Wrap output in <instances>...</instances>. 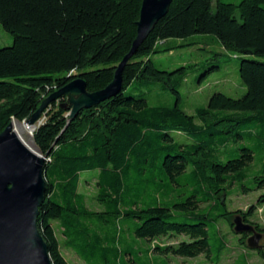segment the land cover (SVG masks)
Wrapping results in <instances>:
<instances>
[{
    "label": "trees",
    "instance_id": "obj_1",
    "mask_svg": "<svg viewBox=\"0 0 264 264\" xmlns=\"http://www.w3.org/2000/svg\"><path fill=\"white\" fill-rule=\"evenodd\" d=\"M214 1L173 0L124 67L116 96L72 120L65 96L43 113L46 120L33 134L39 151L48 154L37 224L53 264H69L64 246L86 264L119 262L131 254L121 246L126 240H146L149 254L167 260L203 254L220 264L226 243L211 244L209 230L221 218L234 230L241 215L264 233L252 221L256 205L247 211L227 206L235 189H264V0H216L213 10ZM142 3L0 0V24L14 38L0 48V133L13 120H28L44 98L77 77L90 92L107 87L132 48ZM211 42L240 57L246 93L234 98L216 92L191 115L176 84L190 67L164 70L152 55ZM157 85L176 96L173 105H150L148 92L133 93ZM237 139L246 144L234 153L229 143ZM256 161L263 163L260 170L253 169ZM89 175L96 179L99 210L89 208L80 190ZM241 235L246 243L248 233ZM162 237L178 241L161 245ZM256 251L264 264V249Z\"/></svg>",
    "mask_w": 264,
    "mask_h": 264
},
{
    "label": "rangeland",
    "instance_id": "obj_2",
    "mask_svg": "<svg viewBox=\"0 0 264 264\" xmlns=\"http://www.w3.org/2000/svg\"><path fill=\"white\" fill-rule=\"evenodd\" d=\"M239 1V0H223ZM216 0L213 3V10L216 9ZM264 6V5H263ZM199 37V36H198ZM177 43L181 40L176 39ZM14 42L13 36L7 32L0 24V48L11 46ZM153 61L160 68L168 71H173L182 66H189L187 70V76L184 79H177L176 84L181 92V106L191 115H194L196 109L201 106H207L210 97L216 92L225 93L234 98H240L246 93V87L244 86L240 74L239 64L240 57L231 51L226 50L217 42H211L208 45H194L188 48L175 49L172 52H166L161 54L152 55ZM133 86L127 88L128 92H132ZM141 91L148 92V103L150 105L159 104H171L176 101V96L170 90H163L160 85L153 87H141L139 90L134 91L135 94H141ZM46 120V116L42 115L39 123H43ZM199 122V121H198ZM24 122L13 120L14 125L17 126L18 136L23 142L32 146L31 149H37L33 134L36 130H31L28 127H24ZM25 124V123H24ZM40 124V125H41ZM23 126V127H22ZM25 128V129H24ZM237 138V137H236ZM246 143L237 139V142L231 141L229 146L234 149V153L237 148ZM263 163H257L253 168L254 170H260ZM88 172L83 173L85 177ZM254 171L250 172V174ZM90 174V173H89ZM89 180H83L80 190L87 196V205L93 210H99L102 208L96 200L97 186L96 179L91 178ZM252 177V176H251ZM238 189L232 191V195L228 196L227 206L229 210H244L247 211L251 206L256 205L257 209L252 217V221L264 226V203H258L259 196L264 193L263 190H257L248 194L238 193ZM241 191V189H239ZM238 215V214H236ZM182 219V218H180ZM187 221H191L187 219ZM251 223V222H250ZM254 226L256 224L251 223ZM57 226V222H54ZM259 231V230H258ZM260 239L262 249H264V233ZM59 238L63 242V236L58 230ZM210 242L214 244L221 242V239L226 243V247L222 252V258L220 264H244L247 261L248 264H262L263 259L257 253L256 250L250 249L247 245V238H244V242L241 243V234H237L231 229L229 221L226 218H221L218 223H215L209 230ZM180 241H188V236L179 235ZM178 240L171 237H162L159 239L161 245L174 243ZM151 243L144 240V242H131L126 240L122 242L121 246L124 251L131 254H123L119 262H110L109 264H215L210 261L205 255H200L193 258L188 257H176L170 255V259L167 260L165 255L158 253L149 254L146 248L150 247ZM148 247V248H149ZM62 251L69 264H86L75 252L67 247H62ZM167 262V263H166Z\"/></svg>",
    "mask_w": 264,
    "mask_h": 264
},
{
    "label": "water",
    "instance_id": "obj_3",
    "mask_svg": "<svg viewBox=\"0 0 264 264\" xmlns=\"http://www.w3.org/2000/svg\"><path fill=\"white\" fill-rule=\"evenodd\" d=\"M172 1L143 0L137 36L107 87L90 92L86 81L77 77L44 98L38 110L24 121L25 125L35 130L41 124L38 122L45 110L63 96L72 106L70 120L81 110L116 96L123 87L124 67L158 21L166 16ZM12 123L0 133V264H53L37 224L39 207L45 193L43 174L48 154L43 155L37 146L35 150L29 148L16 134ZM233 223L237 234H250L247 239L250 249L262 248L259 243L262 233L253 224L245 222L241 215H236Z\"/></svg>",
    "mask_w": 264,
    "mask_h": 264
},
{
    "label": "bare ground",
    "instance_id": "obj_4",
    "mask_svg": "<svg viewBox=\"0 0 264 264\" xmlns=\"http://www.w3.org/2000/svg\"><path fill=\"white\" fill-rule=\"evenodd\" d=\"M23 125H24V127L26 126L24 123H23ZM23 127V126H22ZM27 127V126H26ZM13 129H14V131L16 132V133H18V130H17V126L16 125H14V127H13ZM25 129V128H24ZM30 129V128H29ZM33 128L31 127V129L29 130L30 132H31V130H32ZM18 135V134H17ZM25 144L29 147V148H32V146L31 145H29V144H27L26 142H25Z\"/></svg>",
    "mask_w": 264,
    "mask_h": 264
},
{
    "label": "flooded vegetation",
    "instance_id": "obj_5",
    "mask_svg": "<svg viewBox=\"0 0 264 264\" xmlns=\"http://www.w3.org/2000/svg\"><path fill=\"white\" fill-rule=\"evenodd\" d=\"M250 234H248V236H249Z\"/></svg>",
    "mask_w": 264,
    "mask_h": 264
}]
</instances>
